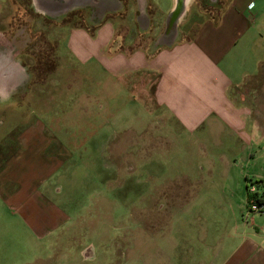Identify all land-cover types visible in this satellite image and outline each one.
Wrapping results in <instances>:
<instances>
[{
  "label": "rangeland",
  "instance_id": "obj_1",
  "mask_svg": "<svg viewBox=\"0 0 264 264\" xmlns=\"http://www.w3.org/2000/svg\"><path fill=\"white\" fill-rule=\"evenodd\" d=\"M167 1L152 0L151 11L161 17ZM90 2L114 8L112 0ZM39 3L0 0V54L19 60L29 77L15 91L6 88L22 103L0 100V143H66L62 169L50 190L40 189L64 216L42 222L6 205L0 179V264H176L164 256L188 252L187 239L222 237L241 216L227 211V197L216 190L222 173H232L239 188L246 175L264 182V133L256 127L264 128V103L248 122L249 141L232 131L169 129L146 109L139 85L118 82L116 90L107 75L76 62L65 40L68 19ZM119 5L125 13L138 7ZM72 18L70 26L81 23ZM254 88L264 94V66L237 97L251 100ZM34 128L42 130L35 137ZM143 137L152 143L146 147ZM2 152L0 144V163Z\"/></svg>",
  "mask_w": 264,
  "mask_h": 264
},
{
  "label": "crops",
  "instance_id": "obj_2",
  "mask_svg": "<svg viewBox=\"0 0 264 264\" xmlns=\"http://www.w3.org/2000/svg\"><path fill=\"white\" fill-rule=\"evenodd\" d=\"M62 1L39 0V4L46 12L68 19L65 40L76 62L91 64L107 75L116 90L118 82L139 85L148 103L146 109L164 119L169 129L183 135L232 131L249 141L245 130L250 118L260 115L261 109L255 106L259 100L264 103V94L258 95L259 89L254 88L248 100L237 97V90L255 81L264 66V0H168L161 17L151 11L152 0H112L113 10L101 2L92 5L90 0ZM124 1L138 7L125 13L119 5ZM179 5L180 13L174 16ZM85 7L91 14L79 12ZM72 17L81 23L70 26ZM25 70L19 60L0 54L1 101L22 103L21 95L9 94L7 89L13 86L15 91L28 83ZM258 123L256 127L264 133ZM30 132L35 137L42 130ZM142 143L147 147L152 141L143 137ZM0 144L5 204L14 208L16 203L42 222L48 221L47 216L49 220L63 217L40 189L50 190L49 179L62 169L66 143ZM221 176L223 183L216 190L227 197V211L241 216L228 222L222 237L187 239L188 252L165 255V260L176 264H264L263 217L257 214L252 221L240 220L245 207L238 196L253 179L246 175L239 188L232 173Z\"/></svg>",
  "mask_w": 264,
  "mask_h": 264
},
{
  "label": "built area",
  "instance_id": "obj_3",
  "mask_svg": "<svg viewBox=\"0 0 264 264\" xmlns=\"http://www.w3.org/2000/svg\"><path fill=\"white\" fill-rule=\"evenodd\" d=\"M248 185L252 199L244 217L246 220L252 221L257 214L264 212V202L261 204L258 202L259 199H264V182L258 184L255 181H250Z\"/></svg>",
  "mask_w": 264,
  "mask_h": 264
},
{
  "label": "flooded vegetation",
  "instance_id": "obj_4",
  "mask_svg": "<svg viewBox=\"0 0 264 264\" xmlns=\"http://www.w3.org/2000/svg\"><path fill=\"white\" fill-rule=\"evenodd\" d=\"M41 1H43V2H47V1H51V0H41ZM180 10H181V5H179L178 7H177V9H176V11H174V16H178V14L180 13Z\"/></svg>",
  "mask_w": 264,
  "mask_h": 264
},
{
  "label": "trees",
  "instance_id": "obj_5",
  "mask_svg": "<svg viewBox=\"0 0 264 264\" xmlns=\"http://www.w3.org/2000/svg\"><path fill=\"white\" fill-rule=\"evenodd\" d=\"M263 181H260V183H262ZM258 183V182H256ZM259 184V183H258ZM252 199V195H250V193H248V202L250 204V200ZM258 202L261 204L262 202H264V199H259Z\"/></svg>",
  "mask_w": 264,
  "mask_h": 264
},
{
  "label": "water",
  "instance_id": "obj_6",
  "mask_svg": "<svg viewBox=\"0 0 264 264\" xmlns=\"http://www.w3.org/2000/svg\"><path fill=\"white\" fill-rule=\"evenodd\" d=\"M51 1H53V2H57L58 1L60 3L63 2L62 0H51Z\"/></svg>",
  "mask_w": 264,
  "mask_h": 264
}]
</instances>
